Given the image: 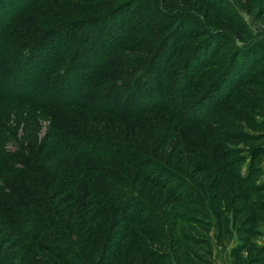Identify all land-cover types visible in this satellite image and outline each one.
<instances>
[{
	"label": "trees",
	"instance_id": "1",
	"mask_svg": "<svg viewBox=\"0 0 264 264\" xmlns=\"http://www.w3.org/2000/svg\"><path fill=\"white\" fill-rule=\"evenodd\" d=\"M65 1L103 0H0V229L9 231L15 238L12 246H22L28 257L44 251L70 264L66 251L74 254L78 242L89 244L79 231L93 232L106 207L122 213L127 225L132 222L133 215L127 214L129 190L105 178H112L111 168L90 160L116 158L128 166L139 165L133 147L108 135L111 128H95L87 119L83 128L76 127L63 113L79 109L133 120L156 112L172 116L187 107L184 119L208 112L204 122L209 124L211 113L259 73L264 48L256 40L234 44L225 31L206 27L187 11H166L154 0H128L85 17L65 15L69 10L60 8ZM200 2L217 13L216 1ZM191 38L198 40L182 48L181 41ZM230 45L224 68L190 101L189 90L200 70ZM33 109L44 111L45 117L35 116ZM39 118L49 121L40 142L31 140L37 136ZM10 144L16 148L9 149ZM68 153L81 161L65 173L62 157ZM147 175V180H155ZM82 187L87 189L83 218L77 197ZM139 217L143 213L133 222L142 223ZM129 238L108 236L104 251L111 264ZM16 253L10 264L18 262ZM143 255V264H161L166 258L163 253L154 256L153 250Z\"/></svg>",
	"mask_w": 264,
	"mask_h": 264
},
{
	"label": "rangeland",
	"instance_id": "2",
	"mask_svg": "<svg viewBox=\"0 0 264 264\" xmlns=\"http://www.w3.org/2000/svg\"><path fill=\"white\" fill-rule=\"evenodd\" d=\"M127 1L103 0L92 4L65 1L60 8L69 10L65 15L85 17ZM154 1L166 11H187L200 18L206 27L225 31L234 44L256 40L264 48V0H213L218 14L209 11L201 0ZM197 40L183 39L180 45L191 48ZM230 47L215 55L208 68L200 70L189 90L190 101L199 98L224 68ZM261 53L260 62L264 50ZM258 70V74L249 78L253 77L251 84L239 88L227 103L213 114L210 112L213 120L209 124L204 122L208 112L190 114L194 120L184 119L182 112L187 107L172 116L156 112L133 120L90 115L79 109L60 111L76 127L83 128V120L87 119L95 128L98 125L111 128L108 135L133 147L137 152L135 164L140 166L125 165L116 158L90 160L111 168L112 178H105L112 185L129 190L127 214L133 215L132 222L127 225L122 213L106 207L103 220L93 232L88 234L85 228L79 231L82 238L88 237L89 244L78 242L74 254L66 251L65 259L70 264L77 261L111 264V256L104 251L110 235L130 236L122 244L117 262L112 264H143V253L152 250L154 256L159 253L166 256L161 264H264V60ZM32 111L37 117H45L44 111ZM79 115L82 119L77 118ZM48 125L49 121L42 120L37 136L31 140L40 142ZM23 132L19 129V135ZM15 148L14 144L9 145V149ZM62 158L65 173L68 167L75 169L81 161L78 155L70 153ZM145 158L149 164L141 166ZM148 173L160 182L147 180ZM117 177L125 179L124 182L116 181ZM85 178L81 179L83 187ZM83 187L77 195L78 214L82 218L86 213L83 193L87 191ZM133 210L139 211L131 214ZM142 213L143 217H139L142 223L133 222ZM0 233V264H10V257L17 251L15 264H62L44 251L28 257L21 252L22 246L17 250L12 246L15 238L9 231L1 228Z\"/></svg>",
	"mask_w": 264,
	"mask_h": 264
}]
</instances>
